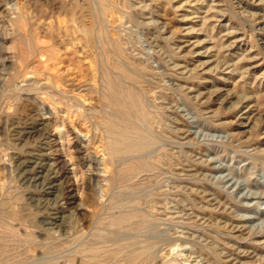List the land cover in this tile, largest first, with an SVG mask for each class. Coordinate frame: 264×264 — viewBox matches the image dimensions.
Segmentation results:
<instances>
[{
	"label": "rangeland",
	"instance_id": "obj_1",
	"mask_svg": "<svg viewBox=\"0 0 264 264\" xmlns=\"http://www.w3.org/2000/svg\"><path fill=\"white\" fill-rule=\"evenodd\" d=\"M84 2L0 0V264H264V0Z\"/></svg>",
	"mask_w": 264,
	"mask_h": 264
},
{
	"label": "bare ground",
	"instance_id": "obj_2",
	"mask_svg": "<svg viewBox=\"0 0 264 264\" xmlns=\"http://www.w3.org/2000/svg\"><path fill=\"white\" fill-rule=\"evenodd\" d=\"M77 2V1H76ZM96 3L98 5V9L101 11H107V10H114V11H120V10H125L126 8V2H124V0H96ZM91 7V0H85L84 4H78L76 5V11H78L79 9L81 10H89ZM98 10V11H99ZM80 11V10H79ZM127 11V10H126ZM130 11V10H129ZM94 12V11H92ZM125 12V11H124ZM133 13V12H132ZM21 14V13H20ZM79 14V13H78ZM115 14V12H114ZM127 14V13H126ZM81 15V14H80ZM86 15V14H85ZM97 15V14H96ZM96 15H93L96 16ZM21 16V15H20ZM85 18V17H84ZM98 18V17H96ZM103 18V17H102ZM21 20V19H20ZM78 20V18H77ZM90 20V19H89ZM102 20V19H101ZM104 20V19H103ZM96 21V20H95ZM101 22V21H100ZM103 22V21H102ZM105 22V21H104ZM21 23V22H20ZM100 24V23H99ZM103 24V23H102ZM104 25V24H103ZM82 26V25H81ZM105 26V25H104ZM106 28V27H105ZM84 29V27H83ZM88 31V30H87ZM94 33V32H93ZM104 33V32H103ZM88 34V33H86ZM90 35V34H88ZM93 35V34H92ZM87 37V36H86ZM89 37V36H88ZM90 38V37H89ZM100 38V37H99ZM106 37H103V39ZM87 39V38H86ZM93 41V39H91ZM99 40V39H98ZM107 40V38H106ZM112 40V39H111ZM91 41V42H92ZM97 41V40H96ZM100 41V40H99ZM90 42V41H89ZM90 42V43H91ZM94 42V41H93ZM103 42V40H102ZM105 42V40H104ZM106 43V42H105ZM112 43V42H111ZM117 43V42H116ZM107 44V43H106ZM113 44V43H112ZM102 47V46H101ZM105 47V44H104ZM109 47V46H108ZM105 49V48H104ZM116 50V49H115ZM117 52V51H116ZM36 53V52H35ZM23 55V54H22ZM45 55V54H44ZM37 56V55H36ZM126 57V56H125ZM50 55H46L45 59H41V61H39V63L36 64L37 68H41L44 66V63L46 60L50 59ZM54 59V58H53ZM37 61V60H36ZM32 62V60H31ZM34 63V62H33ZM105 63V62H104ZM35 64V63H34ZM35 66V67H36ZM44 68V67H43ZM108 70V69H107ZM121 73V72H120ZM119 73V74H120ZM106 74V73H105ZM127 74V73H126ZM130 75V74H129ZM128 77V75H126ZM106 77V76H105ZM121 77V75L119 76ZM110 80V86H111V96L110 99L111 101L118 107V109L123 113H126V109H125V102H130L133 106L137 107L139 110L140 115H145L144 114V109L143 107L141 108L140 104V100L139 97L134 93V92H130L127 94L126 101H122L120 99V94L118 93V83L115 81V79L113 78H109ZM59 90V89H58ZM122 90V88H121ZM133 91V90H132ZM125 93V92H124ZM122 95V94H121ZM123 96V95H122ZM140 96V95H139ZM142 100V99H141ZM130 106V105H128ZM117 109V108H116ZM134 109V108H133ZM118 110V111H119ZM123 116V115H122ZM109 126L111 128V131L113 132V134L115 135L113 138V142L110 143L109 147H110V151L112 156H117L121 153H123L126 150H130V149H139L144 147V143L146 141V137L144 135H142L141 137H139L136 141L131 140L130 138L132 137L130 135V132L128 129H122V130H118L115 122L110 121L109 122ZM30 132V131H29ZM34 132V131H33ZM110 135V134H109ZM129 138V140H128ZM111 139V138H110ZM107 143V142H106ZM126 144V145H125ZM80 146L78 147V150H80ZM27 163V162H26ZM54 165L58 166V168H60L59 171H61L59 174L63 175L64 173V169L65 166L64 165V161L61 158H55ZM107 164V163H106ZM105 165V164H104ZM41 166V165H39ZM138 170V169H137ZM98 194V193H97ZM96 194V195H97ZM101 194V193H100ZM102 195L99 196V198H101ZM98 198V197H97ZM103 199V198H102ZM101 199V200H102ZM23 200V199H22ZM70 200V199H69ZM101 200L99 199V202H101ZM104 201V199H103ZM98 202V204H99ZM96 205V204H95ZM100 205V204H99ZM98 205V206H99ZM2 205H0L1 207ZM4 206V204H3ZM93 206V205H92ZM8 207V206H7ZM4 208V207H1ZM101 208V207H99ZM24 209V208H23ZM105 210V208H104ZM98 211V210H97ZM7 212V211H6ZM95 212V211H94ZM104 212V211H103ZM102 212V213H103ZM9 213V212H8ZM32 213V212H31ZM3 214V213H2ZM1 214V215H2ZM17 215V214H15ZM44 213L42 214V217L37 220L36 222V226L38 222H42V220H44L43 218ZM3 216V215H2ZM20 216V215H19ZM27 216V215H26ZM25 216V217H26ZM100 216V215H99ZM38 217V216H37ZM98 217V216H97ZM20 218V217H19ZM30 218V217H29ZM32 218V217H31ZM34 219V218H33ZM38 219V218H36ZM23 220V219H22ZM32 220V219H30ZM35 220V219H34ZM34 223V222H33ZM46 223V222H45ZM105 223V221H104ZM83 224V223H82ZM118 225V224H117ZM57 226H59V228H64L63 227V223H58ZM77 226V225H76ZM113 226V225H112ZM8 228V227H7ZM65 229V228H64ZM114 229V228H113ZM123 238V237H122ZM90 250V248H89ZM88 250V251H89ZM157 249L155 247L154 243H144L142 241H132V242H121L118 243V246L111 248V249H94L91 251L90 255L84 256L81 259V264H155L156 260H157ZM158 253V252H157ZM76 256V255H75ZM77 258V257H76ZM76 262V261H74Z\"/></svg>",
	"mask_w": 264,
	"mask_h": 264
}]
</instances>
